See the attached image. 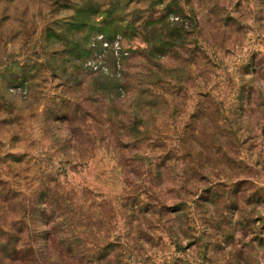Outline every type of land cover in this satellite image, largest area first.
<instances>
[{
    "label": "rangeland",
    "instance_id": "obj_1",
    "mask_svg": "<svg viewBox=\"0 0 264 264\" xmlns=\"http://www.w3.org/2000/svg\"><path fill=\"white\" fill-rule=\"evenodd\" d=\"M0 187L83 205L103 264H264V0H0Z\"/></svg>",
    "mask_w": 264,
    "mask_h": 264
},
{
    "label": "trees",
    "instance_id": "obj_2",
    "mask_svg": "<svg viewBox=\"0 0 264 264\" xmlns=\"http://www.w3.org/2000/svg\"><path fill=\"white\" fill-rule=\"evenodd\" d=\"M149 8L151 9V6ZM152 12L154 14H151ZM176 12L177 14L170 9L168 10L165 5L160 10H152L147 20L148 24L157 25L155 28L157 32L159 27L165 28L166 26L168 28L169 23L165 21H168L169 14L175 13L177 19L181 17L177 9ZM147 26L150 25H146L145 27ZM181 29L184 30L183 27ZM150 31L153 32L154 30ZM159 34L161 35L162 44L167 45L171 42L170 45L174 49L175 58L181 56L180 49L185 46L179 31L171 30L166 34L160 31ZM169 36L174 37V40L168 41L167 37ZM86 43L89 47L88 58L92 53L91 49H93V46H89L91 42L88 37ZM150 54L153 57H157L160 54L166 55L167 52L161 53L152 49L150 50ZM78 57L81 58L82 55ZM85 57L83 56L82 59ZM81 61L85 62L86 60ZM84 69L85 73L89 74L91 78L90 83L87 85L90 95L84 96L85 102L87 104L90 102L95 103L97 97H99L102 103H105V100L107 104L109 102L113 103L114 98L109 93V90H113L116 85L110 82L111 80L114 82L117 78L115 76L109 77V74L100 69V67L93 69L92 65H87ZM64 70L66 68L63 67ZM69 73V78L72 79L73 77L78 78L81 76L83 71L75 64L74 69ZM94 74L96 75L93 76ZM152 75L155 76L154 74ZM142 78H136L138 79L136 87L140 88L142 85H145L149 89L155 85H161V79L152 78V80L147 81L142 80ZM84 81L86 82L87 79H84ZM77 85L79 84L77 83ZM69 125L68 130L73 137L79 128L72 122ZM43 196L44 200L29 203V199L22 195L20 191L0 187V211L6 214L11 213L12 216L15 215L14 218H10L9 220L2 216L0 217V226L4 225L8 229V234H11L10 237H0V264H103L104 261L109 262L114 257L112 253L103 254L106 237L103 239L98 238L93 245V249L89 247L90 243L85 238L88 215L83 212V205L71 206L70 209V204L60 202L58 198L53 200L51 196L48 197L45 193ZM36 205L39 208L34 209L33 206ZM29 213L38 214L41 221L36 227H32L34 233L38 234H32L30 240L24 238L21 234L22 228L27 227L29 224ZM48 219H52L53 222L50 223ZM32 236H39V245L35 244V237Z\"/></svg>",
    "mask_w": 264,
    "mask_h": 264
}]
</instances>
